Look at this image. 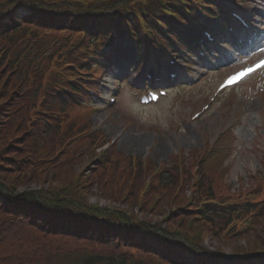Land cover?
Segmentation results:
<instances>
[{"label":"rangeland","instance_id":"374dc122","mask_svg":"<svg viewBox=\"0 0 264 264\" xmlns=\"http://www.w3.org/2000/svg\"><path fill=\"white\" fill-rule=\"evenodd\" d=\"M231 3L236 5L237 1L232 0ZM238 5L244 8V0L239 1ZM30 76L33 78L34 73L32 72ZM42 77L49 78V75L44 73ZM38 81L41 82V79ZM209 81L204 83V86H201V88H196L195 91L197 92L199 88L200 92L207 91ZM252 85L247 86L245 90L242 91L238 100L233 103L234 105L232 104L233 109L229 104L230 113L227 107L221 105L220 108L209 111L206 116L191 124L190 116L200 109L201 105L206 102L207 97L202 100L192 97L188 102L185 101L181 107H178V111H166L165 106L167 107L170 105L169 100L166 101L163 106L143 109L135 102L132 94L129 91H125L122 100L115 106V109L109 112H102L101 114L93 113V121L95 125L101 120L106 122V126L103 127V132L107 136L108 141L116 134L122 132L126 127H129V131L125 134L126 137L123 141L133 136L145 137V143L140 148L130 147L125 144L123 145V142H118L114 147H116V152L119 153L122 159H126L129 156L132 157V155L145 157L147 151H150L152 153L151 158H153L155 164L160 163L162 165H167V167L170 168L172 167L173 157L181 148L185 150V155L188 156L191 154L192 149H200V147H203L207 142H212L222 128L229 125L233 119H236L234 116H239L242 119V124L235 129L236 131L234 132V135L240 150H236L232 159L230 158L229 161H226L222 167L224 177L223 184L226 183V186L230 188L229 190L231 192L238 193L241 189L247 187V184L252 183L251 172L263 168L264 105L260 99L258 100L257 97L253 96L251 90ZM245 91L248 92L246 93ZM191 92H193V90L188 91V94ZM34 96L35 93L33 92L27 93L25 99H14L13 105L10 106L9 103L6 105L3 104L0 109V114H3L7 119V127L0 132L2 145L4 147H15L11 152L21 149V151H18V153L13 156L17 159L16 165H18V158L27 159L26 173L29 178L41 174L46 168V166H40L41 161L45 159V157L42 156L41 150L45 148H38L37 151L39 154L37 161L30 158L29 156L32 155V144L29 142L30 139L29 141L20 143L23 141L20 139L24 138V136L28 137V134L24 129H22L24 134H17V131H12V127L9 128V126H11L12 123L14 126L21 120L22 112L25 113V125H30L28 120L33 118L31 110L35 103ZM174 105L175 104L173 103V106ZM19 109L21 111H19ZM10 111H12V114L14 115L12 119H10ZM177 125H180V127ZM179 128L180 130L176 131V129L178 130ZM43 142H47V139H43ZM162 145H168V148L164 150V152H159V148ZM9 151L10 150L7 149L3 153L0 151V164L4 165L2 160L3 157L7 155L4 154ZM16 165L12 169L15 172H17ZM48 166H50V164ZM52 170L62 173V177L56 178V182L51 183L49 180L52 178L42 179L40 181L41 187L51 186L59 188L60 186H64L63 180L69 184L71 180H75L78 176L77 171H74V169L69 167H54ZM14 175L15 174L11 176L6 175L5 178L7 182L11 183V185H16V187H18L19 183L17 179L23 178L24 174L20 173L16 176ZM36 184L39 185V182ZM38 185H35L34 187L39 188L40 185L39 187ZM135 187V190L138 191L137 185ZM18 188L17 191L25 190L20 188V185ZM83 188L84 189L82 190L84 193L87 192L88 195L111 199L117 204L119 203L122 208L136 207L131 201L127 202L128 199L124 200L127 194L126 190L108 187L104 188L92 182L87 184L84 183ZM133 199L134 198H132V200ZM92 201L96 202L97 198H93ZM145 215H147V213ZM205 241L206 243L204 245L206 248L214 250V248L217 247L223 249L224 252H230V249L235 247V245L245 244L243 238L237 242H220L218 241V238H211L208 236ZM14 243L15 240L8 234L3 236V245L5 247L8 248L9 246H13Z\"/></svg>","mask_w":264,"mask_h":264},{"label":"trees","instance_id":"16d2710c","mask_svg":"<svg viewBox=\"0 0 264 264\" xmlns=\"http://www.w3.org/2000/svg\"><path fill=\"white\" fill-rule=\"evenodd\" d=\"M71 0H0V17L10 14L15 7L18 6H28L32 10H35V12L42 13L41 16H61L65 15L70 17V15H73L74 8L72 6ZM125 0H122L119 3L114 4L113 9L106 8V11H116L117 9H120L125 6ZM90 9L92 11H95V5H90ZM38 10V11H37ZM90 13H96L92 12ZM109 13V12H107ZM41 16H37L36 18L39 19ZM61 18V17H60ZM53 20V18H51ZM9 94L5 90H0V102L3 104H10L13 105L10 101H8ZM19 111H21L19 109ZM23 111V110H22ZM24 112L21 114V120L18 121L17 124L13 126V123L10 127H12V131H17V134H24L22 128L25 125V118H24ZM3 115V114H2ZM10 119L13 118L12 111H10ZM16 116V115H15ZM7 119L4 118L2 121H0V132L4 130L6 125ZM22 137V136H21ZM19 137V138H21ZM1 138V134H0ZM30 138L25 137L21 138L20 143L29 141ZM31 140V139H30ZM32 144V155L29 156L30 158L34 160H38V151L34 150V147L36 146V143L33 142V140L29 141ZM10 150L9 152L5 153V157H3V164H0V190H6L8 193H10L11 197H13L15 200H22V201H28L36 205H43L47 208H50L54 210L55 212L62 211V210H72L75 214L81 213L78 216L79 217H86L94 219L95 221H100L103 223H106L107 225L111 226L115 229H131L135 231L137 228L144 232L146 235H156L158 237H161L162 239H165L170 242L171 247L174 248V243L178 244L179 247L181 246H190V248H194L197 250V261H195L193 264H197L199 261V264H209L211 261H216L219 263V259L223 258L226 263L228 264H235L234 258L237 260L241 259H249L252 257H258L262 258L258 253H256L259 250H263L264 248V238L262 235L263 232V225L264 223H261L260 221L255 222L254 226L252 228V231H249L246 234V241H247V247L242 246H236L233 248L234 256L228 257L223 253H214V252H207L204 251L201 248L196 247L198 242H201L204 239V236L206 237L207 227L202 225L201 223L196 222L193 218L192 214H188L185 211L183 212L181 209L182 203L181 200L183 198V195L179 197L174 198L175 194V188L177 185V177L172 175L169 178L170 183L168 184L167 191L163 192V190H153L148 196H146L144 199L139 201V191L131 192L129 193L130 198L127 200L131 201L132 204H136L139 201L141 204V210L144 212H147L148 215L152 214L155 216H163L166 218L165 222H160L158 224H152V223H135L137 221V216L133 215L132 217H129V215L125 212L119 211V210H109L105 208H99V207H92L87 203V198L84 195L83 183H80V188L77 189L75 185V181L71 180L69 184L66 183L65 180H63L64 186L58 187H49L48 190L37 192V191H26L20 195L14 196L11 190H17L19 185H30L33 182H37L39 179H45V178H52L49 180V182H56V178H61L62 173L59 172H46V169H44L45 174L41 177L36 178V175L33 176V178H29L26 173V160L25 158H18V165L17 166V172L13 171L14 165L10 163V159L16 158L13 156L14 154H17L18 151H21V149H17V151L11 152V150L15 149V147H4L2 145V140L0 139V151L5 152V150ZM11 152V153H10ZM42 154H45L47 156H50V153L48 150L42 149ZM45 155H42L43 157ZM8 163V164H7ZM73 168V167H72ZM23 173V178H18V187L16 185H11L10 182L6 181V175H13L14 176ZM27 176V177H26ZM176 180V181H175ZM89 181H86L88 183ZM173 187L170 189L169 185H172ZM79 187V186H78ZM135 190V188L133 189ZM13 191V192H14ZM132 198H134L132 200ZM80 210L81 212L77 211ZM135 220V221H134ZM164 227V228H163ZM0 229H10L12 230V227L10 224L3 219V217L0 215ZM111 231L110 227H107L105 229L106 239L109 243L115 244L117 238L111 237L108 232ZM113 232L112 234H114ZM231 242V241H226ZM192 246V247H191ZM129 247V246H127ZM259 249V250H258ZM182 252H184V249L182 248ZM253 253V254H251ZM11 251L9 249H5L0 253V257L10 255ZM254 255V256H253ZM90 264H93L92 261L89 262Z\"/></svg>","mask_w":264,"mask_h":264},{"label":"bare ground","instance_id":"6f19581e","mask_svg":"<svg viewBox=\"0 0 264 264\" xmlns=\"http://www.w3.org/2000/svg\"><path fill=\"white\" fill-rule=\"evenodd\" d=\"M145 143V137H130L129 139L125 140L123 142V145H127L130 147H142ZM168 148V145H162L159 148V152H164V150H166Z\"/></svg>","mask_w":264,"mask_h":264},{"label":"snow or ice","instance_id":"6c2138e0","mask_svg":"<svg viewBox=\"0 0 264 264\" xmlns=\"http://www.w3.org/2000/svg\"><path fill=\"white\" fill-rule=\"evenodd\" d=\"M260 66L261 67H264V62H262ZM251 71H253V70H249V72L248 73H245V75L250 74ZM233 79H235V78H233Z\"/></svg>","mask_w":264,"mask_h":264}]
</instances>
